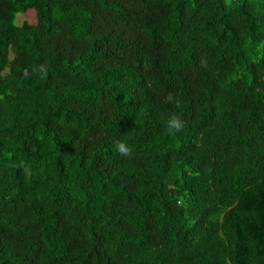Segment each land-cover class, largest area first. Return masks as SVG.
Wrapping results in <instances>:
<instances>
[{"label": "trees", "instance_id": "obj_1", "mask_svg": "<svg viewBox=\"0 0 264 264\" xmlns=\"http://www.w3.org/2000/svg\"><path fill=\"white\" fill-rule=\"evenodd\" d=\"M0 264H264V0H0Z\"/></svg>", "mask_w": 264, "mask_h": 264}, {"label": "clouds", "instance_id": "obj_2", "mask_svg": "<svg viewBox=\"0 0 264 264\" xmlns=\"http://www.w3.org/2000/svg\"><path fill=\"white\" fill-rule=\"evenodd\" d=\"M168 102L173 101L172 95H169L167 97ZM185 126L184 120L181 118V116L177 114H171L168 116V118L165 121V128L168 131L169 134H176L180 132ZM115 150L118 151L121 155L129 156L132 153L131 146L125 141V140H119L115 144Z\"/></svg>", "mask_w": 264, "mask_h": 264}, {"label": "rangeland", "instance_id": "obj_3", "mask_svg": "<svg viewBox=\"0 0 264 264\" xmlns=\"http://www.w3.org/2000/svg\"><path fill=\"white\" fill-rule=\"evenodd\" d=\"M24 21H29V22H35L36 21V13L34 10H29L26 13H20L17 18V23L19 22H24Z\"/></svg>", "mask_w": 264, "mask_h": 264}]
</instances>
